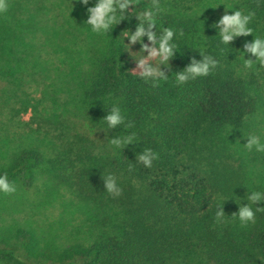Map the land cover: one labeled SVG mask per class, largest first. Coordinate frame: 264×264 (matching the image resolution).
Returning <instances> with one entry per match:
<instances>
[{"label": "trees", "instance_id": "trees-1", "mask_svg": "<svg viewBox=\"0 0 264 264\" xmlns=\"http://www.w3.org/2000/svg\"><path fill=\"white\" fill-rule=\"evenodd\" d=\"M23 1L8 0L0 14L6 64L0 67V173L17 187L15 194H0V264H264V212L248 226L231 218L250 195L237 135L262 107L264 67H243L238 50L252 35L222 45L210 27L220 17L211 8L203 12L218 1L251 10L259 0H160V24L177 31L179 53L170 69L162 66L168 81L156 86L133 71L121 43V32L135 29V17L100 35L85 26L79 2L83 14L68 29L43 26L35 18L39 8L27 10ZM150 3L139 0L140 10ZM250 26L254 36H264V4ZM39 27L46 43L35 39ZM29 34L34 46L25 42ZM54 36L69 45L52 43L64 51L63 72L46 58ZM205 41V54L219 66L175 86L173 74L201 59ZM70 63L74 74L65 79ZM70 84L72 96L61 105L59 90ZM113 106L131 128L108 129L103 118ZM28 107L30 121L22 118ZM131 133L135 144L116 149L109 143ZM145 148L159 154L151 168L136 162ZM108 175L121 187L119 197L105 191ZM256 190L264 191V182ZM66 195L81 206L85 226L58 241L38 217ZM222 206L226 217L217 223Z\"/></svg>", "mask_w": 264, "mask_h": 264}, {"label": "clouds", "instance_id": "clouds-1", "mask_svg": "<svg viewBox=\"0 0 264 264\" xmlns=\"http://www.w3.org/2000/svg\"><path fill=\"white\" fill-rule=\"evenodd\" d=\"M85 7L87 19L85 26L90 28L91 32L104 35L111 32L112 29L122 21L135 17L137 23L135 31L130 28L121 32V43L126 47V51L133 59L136 65L134 72L139 73V78L145 81H151L156 86L161 81H168L169 76L162 66L170 69L169 61L179 53L176 43L177 31L173 27H164L160 24V17L164 12V7L160 0H151L143 10L139 8V0H78ZM264 0H259L256 8L245 9L235 7L233 4L225 6L205 5L206 9H217L223 5L226 10H234L231 14L226 11L218 20L213 22L210 27L217 31L220 43L230 48L231 43L238 37H247L252 35L254 39L251 42H245L239 56L242 59L245 69L264 67V36L253 35L254 29L250 26L255 20L257 9ZM89 5H92L89 7ZM8 0H0V14L8 11ZM130 9H132L130 11ZM202 12V13H203ZM202 14H199V20ZM203 32H204V23ZM180 35H183L181 32ZM147 38V43H145ZM127 40V43L125 42ZM140 44L139 51H134L135 45ZM207 42L199 47L201 59H191L188 66L183 70L174 73L175 86L182 87L190 81L198 78L208 77L219 66V60L213 55L205 54L204 49ZM137 53L141 55L137 56ZM248 56L249 58L245 59ZM255 58V59H253ZM259 66V67H258ZM109 130L120 128L126 124V116L122 109L113 106L108 114L103 118ZM126 127L131 128L132 123L128 122ZM247 143L243 146L247 151H256L264 153V141L258 135H249L246 137ZM136 134L131 133L125 136H116L109 139V143L116 149H123L131 144H135ZM159 159V154L150 148L143 149L137 156L136 162L151 168L153 162ZM132 171V168H129ZM105 191L114 197H119L122 189L117 183L115 176L108 175L103 178ZM17 192L15 182L9 180L6 172L0 173V194L12 195ZM243 198L246 204H238V212L234 213L231 218L237 220L241 226H248L256 223L258 212H264V207H257V204L264 203V191H249ZM217 223H223L225 213L223 206L219 207L215 213Z\"/></svg>", "mask_w": 264, "mask_h": 264}, {"label": "rangeland", "instance_id": "rangeland-1", "mask_svg": "<svg viewBox=\"0 0 264 264\" xmlns=\"http://www.w3.org/2000/svg\"><path fill=\"white\" fill-rule=\"evenodd\" d=\"M23 2L27 6V10L31 9L34 11L36 8H39L37 17L35 18L38 22L43 24V26L46 25L47 27L62 26L64 28L71 29L72 26L76 27L78 25L76 16L78 15L81 18L83 14L81 9H78V0H24ZM221 3L224 4L223 1H218L215 3V5H219ZM224 5L227 6L226 4ZM210 11L220 18L225 14L226 11L228 14L232 13L231 10H226L223 5H220L217 9H212ZM37 26H39V23ZM131 30L135 31V29ZM33 34L35 35V39L38 41V43L42 42L43 44L47 42L44 40V33L43 30H40V27L37 28ZM31 37L32 35L29 34V38H25V42L34 46L33 42L31 41ZM58 37L59 36H54L52 41L48 43V47H46V49H48L50 54L46 58L48 61H53L54 67H57L61 72H63V69L61 68L63 64L60 62V59H63L64 51L57 48L55 50V45L52 43H57L58 46L62 45L63 47L69 45L64 39L60 41ZM80 37L82 38L81 35L79 36V39ZM139 49V44L135 45L133 48L134 51H139ZM136 55L139 56L141 53H137ZM0 61V67L6 66L4 61ZM132 62L135 63L133 58ZM73 65L74 64L70 63V65L66 67V71L64 72L65 79L74 74V68L72 67ZM260 82L263 87L262 107L257 109L253 115L247 118L242 129L240 130V133L237 135V141L239 142V145L237 147L236 156L238 159L240 158L239 160L243 163L245 173H247L248 183H250V186H248L250 191H257L256 189L262 184V182H264V153H259L254 150L249 152L243 147L247 143L246 137L249 135H258L261 140L264 141V79H262ZM43 84H48V80H44ZM35 87L37 90L42 89V85ZM66 90L67 94H65ZM69 90L73 92L72 84H70L68 87L65 86V88L62 87V91L59 90L60 94L58 97L60 99L59 102L61 105L64 104V97L71 98L72 94ZM30 96L35 100L39 95L36 91H34L33 88L32 94H30ZM31 110V107H28L27 110H24V113L22 114V118H24L26 121L31 120ZM38 218L40 223L57 237L58 241L74 237L76 235L75 231L77 229H82L85 226L81 206L78 205L77 202L71 200L67 195L49 204L45 209H43Z\"/></svg>", "mask_w": 264, "mask_h": 264}]
</instances>
